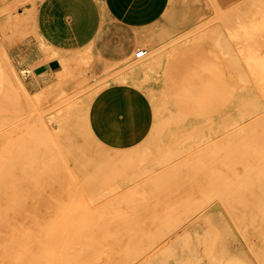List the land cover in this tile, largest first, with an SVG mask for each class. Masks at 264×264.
<instances>
[{"label":"rangeland","instance_id":"1","mask_svg":"<svg viewBox=\"0 0 264 264\" xmlns=\"http://www.w3.org/2000/svg\"><path fill=\"white\" fill-rule=\"evenodd\" d=\"M42 1L0 0V204L79 216L0 218V264H264V128L216 121L245 89L259 105L264 0H167L119 60L54 48Z\"/></svg>","mask_w":264,"mask_h":264},{"label":"crops","instance_id":"2","mask_svg":"<svg viewBox=\"0 0 264 264\" xmlns=\"http://www.w3.org/2000/svg\"><path fill=\"white\" fill-rule=\"evenodd\" d=\"M43 0L36 28L54 48L72 51L92 46L107 60L131 53L132 32L155 21L167 0Z\"/></svg>","mask_w":264,"mask_h":264},{"label":"bare ground","instance_id":"3","mask_svg":"<svg viewBox=\"0 0 264 264\" xmlns=\"http://www.w3.org/2000/svg\"><path fill=\"white\" fill-rule=\"evenodd\" d=\"M142 50L144 51V56H143V62L139 65L140 68H148L152 64L155 63L156 61V56H154L153 51H149V48L146 46L142 45ZM136 53V52H135ZM256 86L257 89V94H259V105L253 100L255 99L254 95L251 93V91L245 89L244 93L236 98L233 101V104L239 103L242 108L251 105L252 107L250 110H243L237 108L236 110L229 111V108L226 110H217L218 115H217V122H221L225 127L230 126L232 124H238V126L241 127H247V126H254V127H262L264 128V61L260 62L259 65V79H256ZM225 103L226 99L224 98ZM259 106V107H258ZM241 123V124H240ZM255 130V131H254ZM252 130V135H256L255 132L258 135L261 134L264 136V130H259L256 131V129ZM17 197V196H14ZM16 199V198H14ZM81 204H75L73 206H80ZM38 208H47L48 211H55L57 212L61 219H59L56 216L53 217V213L47 214L46 211L44 214L41 213V210H38ZM70 204H0V218L2 221L5 222H21V223H30V224H37L40 223V225H45L48 224L49 222H54L53 218L56 219V221L60 220H66V219H71L72 217H77L79 216V213L72 214L69 211ZM219 219L224 222L225 218L221 215L220 211V216ZM21 227V226H20ZM227 228V234H231V230L228 224H226ZM45 230L44 228H38L34 232V236H40L44 233ZM62 231H66L65 229H62ZM43 239L45 241L49 240L47 236H43ZM36 247L43 248V249H48V248H64V243H59L56 245V243H53L51 241L49 242H42L40 239L36 240ZM43 243V244H42ZM64 255L65 252L58 253L57 252H36L35 257H33V261H30V264H68L64 260ZM41 256V258H40ZM56 256L57 259L55 258Z\"/></svg>","mask_w":264,"mask_h":264},{"label":"built area","instance_id":"4","mask_svg":"<svg viewBox=\"0 0 264 264\" xmlns=\"http://www.w3.org/2000/svg\"><path fill=\"white\" fill-rule=\"evenodd\" d=\"M143 56H144V51H143L142 49H139V50L136 51V53H135V57H137V58H142ZM30 75H31L30 70H28V69H24V70H23V76H24L25 78H29Z\"/></svg>","mask_w":264,"mask_h":264}]
</instances>
